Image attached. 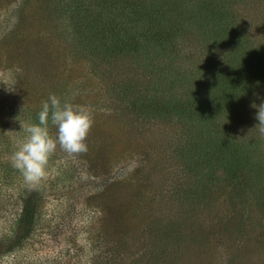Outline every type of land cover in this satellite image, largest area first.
<instances>
[{
	"label": "rangeland",
	"instance_id": "374dc122",
	"mask_svg": "<svg viewBox=\"0 0 264 264\" xmlns=\"http://www.w3.org/2000/svg\"><path fill=\"white\" fill-rule=\"evenodd\" d=\"M240 1L229 0L231 11L264 52V0ZM70 2L0 0V237L23 195H42L33 232L0 264H264V135L250 107L260 103L254 93L264 96V76L228 122L215 111L209 123L183 119L176 109L180 97L205 91L210 74H228L214 64L244 52L236 33L187 23L173 54L141 40L109 59L82 18H67ZM208 89L219 95L224 85ZM50 93L90 108L94 123L86 152L57 144L47 176L29 187L12 156ZM48 130L55 138L50 117ZM227 132L243 162L233 176Z\"/></svg>",
	"mask_w": 264,
	"mask_h": 264
},
{
	"label": "trees",
	"instance_id": "16d2710c",
	"mask_svg": "<svg viewBox=\"0 0 264 264\" xmlns=\"http://www.w3.org/2000/svg\"><path fill=\"white\" fill-rule=\"evenodd\" d=\"M99 1L101 2L99 6L101 14L95 16L88 7L95 4L96 1L73 0L68 5L71 13L67 18L78 20L82 18L86 31L90 32L91 38L96 37L99 49L109 59L120 48L130 49L132 46L135 48L141 40H149V44L153 43L158 49L162 45L168 54H173L176 52L179 42H182V39L187 36V23L188 25L198 23L205 28L217 29L218 31L215 32H218L220 36L225 31H234V37L236 33L234 44L238 46V49H244V52L238 54L236 50L229 51V55L227 54L225 58L226 61L216 62L214 64L216 70L219 72L225 70L228 74L221 75L216 72L214 75L210 74V80L205 83L204 92L199 93L197 90H192L186 97L176 100L178 102L176 109L183 119L209 123V115L213 111L229 117L225 118L227 122L230 118L234 119V112L240 107L241 102L251 98L250 93L255 88L252 83L256 81L257 77L264 76V52L256 51L252 44L253 41L248 36L249 26L242 20L240 23L237 15L234 14L236 11L234 13L231 11L234 9V2L231 3L229 0H110L108 4H103L102 1L108 0ZM109 8L115 10L117 15L114 17L120 21L115 18H113L114 20L106 18V11L109 12ZM84 11L86 15L89 14L88 18L79 15ZM209 84H217L220 87L224 85L223 95L209 90ZM242 96L247 97L241 100ZM173 103H176L175 100ZM35 121L39 122L38 119ZM227 134L230 137L229 132ZM210 135L211 132L208 131L207 136ZM214 143L217 145L219 142ZM229 143L228 158L230 160L227 159L228 167L225 166V168L228 174L233 176L235 172L238 173L236 170L243 162L239 160L238 153L240 152L233 147L231 137ZM223 144L228 147L226 142ZM208 160L211 159L207 157V153H204V156L201 157L203 167ZM216 168L218 166L215 164L214 171ZM35 195L42 197L39 190L30 191V193L27 191L23 197L21 196L23 205L19 215L10 224L7 235L0 237V254L17 248L33 232L35 214L36 218L40 217L37 214L40 197L37 199ZM171 254L173 255L174 251Z\"/></svg>",
	"mask_w": 264,
	"mask_h": 264
},
{
	"label": "clouds",
	"instance_id": "9594fccd",
	"mask_svg": "<svg viewBox=\"0 0 264 264\" xmlns=\"http://www.w3.org/2000/svg\"><path fill=\"white\" fill-rule=\"evenodd\" d=\"M254 95L260 100L258 104L255 100L250 104L256 109L255 120L258 123L255 127L258 126V131L264 135V96L258 93ZM49 117L57 128L55 138L48 130ZM38 121L26 128L28 135L12 156V166L20 172L29 187L38 185L47 176L49 158L57 144L70 155L86 152L88 146L85 141L94 123L90 108L61 103L54 93L42 101Z\"/></svg>",
	"mask_w": 264,
	"mask_h": 264
}]
</instances>
